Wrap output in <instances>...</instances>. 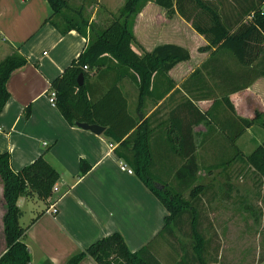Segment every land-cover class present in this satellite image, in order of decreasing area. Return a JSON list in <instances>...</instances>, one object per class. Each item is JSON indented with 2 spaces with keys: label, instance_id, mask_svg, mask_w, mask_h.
Segmentation results:
<instances>
[{
  "label": "trees",
  "instance_id": "1",
  "mask_svg": "<svg viewBox=\"0 0 264 264\" xmlns=\"http://www.w3.org/2000/svg\"><path fill=\"white\" fill-rule=\"evenodd\" d=\"M48 1L54 14L46 22L51 23L63 35L76 30L88 40L85 50L51 83V89L56 91V106L72 126H77V122L105 126L104 133L118 143V156L168 211L164 228L140 250L132 252L123 235L115 232L72 256L67 264H79L86 257H91L97 264H164L156 254L157 240L166 242L175 254L165 260L166 264H210L207 259L209 241L199 229L198 210L190 199L185 200L183 196V191L195 183L198 173L193 126L208 118L213 119L214 111L221 103L227 111L235 115L236 110L230 95L249 88L257 79L264 77V0H233L239 13L234 22L223 15L221 0H152L166 10L168 17L178 13L205 37L208 45L200 48L201 51L211 49L209 57L183 82L182 88L194 100L214 99V103L206 113L201 112L190 98L182 106L176 107V113L170 117L171 128L179 133L180 150L177 153L186 161L178 168L167 166L164 169L157 167L154 158L151 118L140 121L130 114L128 100L119 82L128 79L138 88L140 95L152 96L154 92L150 91L151 85L156 87V79L164 76L170 81V85L162 93L164 95L174 86L168 77L169 71L178 63L189 60L190 51L174 43L160 44L152 51H144L142 54L134 50L133 44L138 43L133 30L134 22L150 0H126L119 15L113 17L101 31L95 30L94 23H90V17L86 18L83 14V5L74 7L71 0ZM27 64L28 59L17 51L0 64V113L10 99L7 86L9 79ZM85 66L89 69L85 70ZM94 71L99 78L108 75L113 78V73L116 75L111 87L103 90L98 98L91 96L89 83L90 75ZM80 74L85 77L82 86L78 85ZM210 80L214 82L211 83ZM162 94L159 95L163 96ZM179 109L181 110L178 111ZM31 112L32 105H29L25 109V116L29 117ZM259 117L258 113L254 119L237 116L235 119L226 117L220 122L215 118L213 120L220 123L223 130L228 129L227 138L233 145ZM171 152L176 154V149ZM236 153L238 152H235V157L238 156ZM249 160L264 175V144L249 156ZM82 166L83 172H87L90 167L85 162ZM158 168L165 170V173L175 169L174 177L178 179V186L169 187L165 180L159 178ZM59 178V172L44 155L15 171L11 166L10 154L0 153L6 242V249L0 254V264L32 263V255L25 238L29 226L36 221L39 214L28 226H23L20 223L22 211L18 200L25 196L47 202L52 197L53 188ZM202 187L195 188L191 192V198L195 199ZM186 216L191 217L194 244L191 245V251L182 246L185 256L178 260L176 248L167 237H175L177 230L184 229ZM262 261L264 257L257 264Z\"/></svg>",
  "mask_w": 264,
  "mask_h": 264
},
{
  "label": "crops",
  "instance_id": "2",
  "mask_svg": "<svg viewBox=\"0 0 264 264\" xmlns=\"http://www.w3.org/2000/svg\"><path fill=\"white\" fill-rule=\"evenodd\" d=\"M73 1L75 0L70 3ZM124 2L125 0H97L95 12L90 15V23L98 22V6H121ZM221 2L223 15L227 20H237L239 13L235 9L236 3L233 0ZM153 3L156 4L152 0L148 1L134 22L133 30L140 50L135 46L133 48L140 54L163 44L156 40L149 44L147 39L150 36L143 34L147 29H150L148 33L157 30V24H151L146 14L148 6ZM161 11L164 19L173 22L169 25H176L178 45L186 47L191 58L178 63L169 71L168 77L174 86L164 95V89L170 85L169 79L164 76L156 79V87L151 85L150 91L154 92L152 96L140 95L138 88L128 79L121 80L119 86L128 100L130 114L140 121L151 118V128H154V158L157 167L164 169L180 165L176 164L175 154L171 152L174 149L179 151L180 144L179 133L172 130L170 117L176 113L177 106H182L190 98L182 84L209 57L211 49L201 51L200 48L208 45L207 40L178 13L168 19L166 10L163 8ZM53 14L54 9L48 0H0V48L7 47V50L17 51L28 59V64L16 71L8 81L10 99L0 113V153L10 154L11 166L15 171L44 155L60 175L57 183L59 190L53 193L48 204L32 200L29 208L24 210L21 199L25 196L18 200L22 211L20 223L23 226H28L39 214L29 226L25 238L32 255L31 264H67L72 256L115 232L123 235L132 252L138 251L164 228L168 211L133 171L122 168L124 161L116 152L117 142L104 132L95 134L70 125L56 104L49 101L48 91L52 81L88 45L87 38L78 31L71 30L63 35L51 23L46 22ZM159 30H162L161 26ZM186 36L196 41L195 48L189 47ZM98 76L93 72L89 78L93 98H98L113 83L112 75L103 78ZM249 95L264 102V77L257 79L249 88L230 95L238 115L239 101L245 98L250 105ZM190 99L203 113L210 110L214 103V99ZM29 105H32V112L26 117L25 109ZM223 106L222 103L219 104L214 111L213 119L219 122L227 116ZM183 111L186 112L185 109ZM213 119L208 118L210 121L206 119L193 126L196 149L205 135H209L205 145L208 143L214 149L228 150L232 145L222 125L215 123ZM205 122H211L210 126L206 127ZM170 134L174 137L173 140L169 138ZM84 162L90 166L87 172H83ZM163 174H166L165 170ZM25 203L28 205L31 202ZM54 207L58 208L57 214L52 213ZM4 213L5 200L0 181V254L6 249ZM23 216L26 220L21 222ZM161 242L164 244L156 247V254L166 264V255H170L173 250L166 242ZM184 256L185 251L176 247V258L181 260ZM79 264L97 263L91 257H86Z\"/></svg>",
  "mask_w": 264,
  "mask_h": 264
},
{
  "label": "rangeland",
  "instance_id": "3",
  "mask_svg": "<svg viewBox=\"0 0 264 264\" xmlns=\"http://www.w3.org/2000/svg\"><path fill=\"white\" fill-rule=\"evenodd\" d=\"M124 3L121 6L109 4L98 6L99 19L94 23L95 30L101 31L106 28L113 17L119 15ZM96 4L97 0H75L72 3L74 7L84 6L83 14L86 18L95 12ZM162 9L154 3L148 6L146 11L148 20L153 25L157 24V30L148 33L150 29H147L143 34L150 36L147 39L149 44L155 40L163 44H179V40H176V25H169L173 22L164 19ZM166 16L168 19L172 18L167 14ZM159 26L162 27V30H159ZM186 41L189 43V47L195 48L196 41L194 39L186 36ZM133 46L140 50L138 43ZM6 48H0V64L15 53L14 50ZM232 65L236 66L233 62ZM115 77L116 75L113 73V78ZM248 98L251 101L250 105L247 104L245 98L239 101V115L254 119L259 113L260 117L240 136L238 143H236L237 140L234 141L228 150L214 149L208 143L205 145V140L207 141L209 138V135H205V139L196 149L198 161L196 181L183 191L184 199H190L198 210L199 229L209 241L207 259L210 264L217 262V264H257L264 257V175L260 174L249 160V156L264 144V102L253 95H249ZM224 110L227 112L228 119H235L239 116L237 113L234 115L226 109ZM210 123L205 122V126L209 127ZM152 129L154 128L152 127ZM223 131L228 136V131ZM200 135L201 133L198 134V137ZM170 136L173 140L174 137L171 134ZM198 142H200L199 139ZM235 152H238L236 153L237 157L234 156ZM175 157L176 164L181 165L186 161L177 153V150ZM180 165H176L174 168H178ZM157 170L158 174L162 173L159 178L165 179L169 187L178 186L174 177L175 169L169 173L166 172L165 175L159 168ZM156 186L161 188L157 183ZM200 186L203 187L197 192L195 199L191 198V192ZM25 200V197L21 199L24 210L32 204V199ZM25 202L31 203L27 205ZM45 203L48 204V201ZM24 220H26L25 216L22 217L21 222ZM176 233L177 237L176 235L167 237L169 242L174 244L175 248L181 249L182 246H186L191 251V245L194 244L191 234V217L186 216L184 229L177 230ZM163 244L157 240L155 247ZM160 253L166 254L165 252ZM172 256H175L173 251H170V255H166L167 258H172ZM260 264H264V261Z\"/></svg>",
  "mask_w": 264,
  "mask_h": 264
},
{
  "label": "water",
  "instance_id": "4",
  "mask_svg": "<svg viewBox=\"0 0 264 264\" xmlns=\"http://www.w3.org/2000/svg\"><path fill=\"white\" fill-rule=\"evenodd\" d=\"M84 83H85L84 74H80V76L78 77V85L82 86ZM77 126L85 130H89L95 134H102L106 130L105 126H101L99 124H89L87 122H77Z\"/></svg>",
  "mask_w": 264,
  "mask_h": 264
},
{
  "label": "built area",
  "instance_id": "5",
  "mask_svg": "<svg viewBox=\"0 0 264 264\" xmlns=\"http://www.w3.org/2000/svg\"><path fill=\"white\" fill-rule=\"evenodd\" d=\"M89 68L87 67V66H85V70H88ZM96 71H94V73H95ZM93 73V72H92ZM48 99H49V101L51 102V103H53V104H55V100H56V91L55 90H53V89H49V91H48ZM111 147H113V145H111ZM122 168L123 169H127L129 172H132L133 170L132 169H130L128 166H127V164L126 163H122ZM59 190V188H58V186L57 185H55V187L53 188V193H55V192H57ZM52 213L53 214H57L58 213V208L57 207H54L53 209H52Z\"/></svg>",
  "mask_w": 264,
  "mask_h": 264
}]
</instances>
